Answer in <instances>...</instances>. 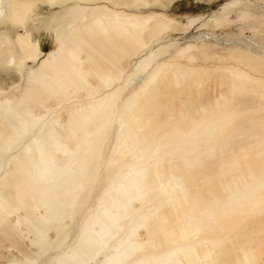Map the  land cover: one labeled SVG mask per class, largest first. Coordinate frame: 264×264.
Instances as JSON below:
<instances>
[{"label": "rangeland", "instance_id": "rangeland-1", "mask_svg": "<svg viewBox=\"0 0 264 264\" xmlns=\"http://www.w3.org/2000/svg\"><path fill=\"white\" fill-rule=\"evenodd\" d=\"M77 4L94 6L97 11L103 10L105 5L97 0L88 4L76 3L73 0L48 4L36 0L31 14L24 25L17 28L16 34L22 37L26 32L30 41L38 43L42 53L52 50L57 46L58 35L66 33L76 25L77 22L70 23L67 14L73 8H78L75 6ZM6 5L7 0H0V9L4 15ZM124 11L131 17L150 15L160 17L163 21L170 20L179 29L164 30L153 36L147 42L146 49L139 51L133 58L124 55L121 57L120 52V55L115 54L117 58L114 56V60H117V66L121 68V75L109 82L105 88H101L102 94L97 92V95L101 94L99 97L111 94L109 100L116 93V100L110 110L112 121L106 125L103 123L104 126L95 133L99 137L98 139L96 136L94 140L96 151H91L95 154L86 168V178L92 182L83 178L84 198L75 213L76 216L74 214L70 221L65 218L62 222L63 228L58 234L54 228L48 229L47 236L51 247L44 257H39L37 264H44L51 257L65 251L66 246L75 238L81 218L92 215L101 208L107 207L109 210L105 204L97 206L102 187H105L107 182L106 177L113 176L117 164L121 166V173H125V159L131 156V152L123 156L117 153V150L123 149L121 140L119 144L122 146L119 145L115 152L113 150L118 128L114 119L124 117L126 100L141 88L146 94L158 86L162 79L181 76L185 71L188 73L185 77L192 81L186 99L171 96V100L165 104L170 108L169 111L162 110L161 113L148 118L143 110L142 118L137 120L138 122L130 121V125L127 124L129 129L126 126L130 135L135 138L136 135L153 132L150 138L152 141L158 140L154 173L155 176L156 173L159 174V177L156 176L155 181L163 184L164 179L174 176L181 180L185 188V196L182 199L177 197L182 193L175 194L174 198H167L164 191H161V217L154 214L153 222L146 225L147 230L136 227L132 240L136 243L146 242L143 250L148 254H170L169 259H162V264H264V0H173L169 7L158 4L144 6L134 1ZM203 23H206V26H201ZM144 30L142 29L143 34L147 32ZM93 32L96 34L97 30L94 29ZM95 55L93 53L90 69L93 67L91 70L96 74L98 69L95 64L103 67L107 59L102 52ZM17 57L11 58L12 60L9 58L11 65L10 62L5 64L7 68H0V103L3 106V100L21 97L22 89L30 84L29 75L38 63V60L24 59L18 68ZM147 57L148 65L141 71V66H138L140 60L145 61ZM79 58L83 60L82 69L88 71L89 62L85 54L81 53ZM238 74L242 76L241 84ZM152 75L157 77L155 76L151 84L148 79ZM86 77L90 87L98 90L100 83L95 80L97 78L90 73ZM245 78H248V82ZM177 81L173 84L174 91L183 87L182 78L178 77ZM76 97L75 103H57L56 99L49 98L43 102L44 107L34 106L26 100L24 102L31 115H44L43 121L41 119L43 123L44 120L46 122L55 117L56 122L61 124L58 130L62 128L65 134L69 135L66 128L67 107L70 106V109L73 107L71 104H77L78 101L84 104L91 100L84 90L78 91ZM180 101L185 102L183 104ZM4 112L3 115L8 120L13 119ZM90 127L88 126V129ZM133 127L135 130L130 129ZM30 134L24 137L17 147L15 145L6 151H0V161L3 163L1 176H5L8 164L20 160L22 153L26 154L25 145L32 141L35 130ZM75 135L78 139L69 137L66 140H72V144L82 139L81 131H77ZM137 139L141 141V136ZM125 141L129 144L128 140ZM183 142H187L189 146L177 151L178 144ZM109 158H112V169L105 173L104 164ZM147 174L148 178H153L150 168ZM76 175L79 176V173ZM1 176L0 188L3 180ZM159 188L164 189L163 186ZM178 202L183 207L194 203L207 207L208 212L203 215V211L200 212L197 206L199 216L194 224L195 230L184 231L181 228L182 220L179 216L182 214L177 210L182 206L178 205L177 209L173 205ZM130 206L136 209L140 202L132 201ZM153 208L149 207V211ZM40 213L42 214V209L38 208L34 215H41ZM163 213L167 214L164 216L166 218ZM25 215L27 216L25 209L6 215V218L3 217L5 214H2L0 227L6 223L7 226L16 225L17 232H20L17 233L18 242H21L20 245L26 252L35 256L37 249L35 244L30 245L33 236L27 233ZM149 228L154 234H149ZM151 244L153 246H150ZM188 244L198 254L194 259L186 255L181 256L180 249L182 248V252L183 247ZM57 245L59 249L54 250ZM175 247L179 248V252ZM187 250L189 252V249ZM174 252L179 257H176ZM184 252L185 250L183 254ZM5 258L18 262L25 260L0 234V264H6Z\"/></svg>", "mask_w": 264, "mask_h": 264}, {"label": "bare ground", "instance_id": "bare-ground-1", "mask_svg": "<svg viewBox=\"0 0 264 264\" xmlns=\"http://www.w3.org/2000/svg\"><path fill=\"white\" fill-rule=\"evenodd\" d=\"M35 1L7 0L5 15L0 9V68L6 66L9 62V65H11V60L17 55L16 66L18 68L21 67L20 63L24 59L38 60L36 68L29 75L30 84L22 89L21 97L19 99L7 98L3 100L4 106L0 103V151H6L15 145L17 147V144L24 137L35 130L34 138L25 145L26 154L22 153L20 160H14L8 164V170L4 173L5 176L0 174L1 179H3L0 188V214H5L3 217L6 218V215L14 214L19 209H25L27 216L25 215L24 218H26L25 221L28 224L27 233H31L33 236L30 239V245H36L37 254L35 256L30 255L20 245L21 242L19 243L17 238V233L20 234V232H17L16 225L11 226L9 224L7 226V223L3 225V222H1V225H3L0 227L1 238L7 240L10 246L19 251L25 259L24 262H18L14 259L5 258L6 264H37L39 257H44L48 248L51 247L47 236L48 229L52 227L58 234L63 228V220L69 218L70 221V218L82 204L84 198L82 191L85 188L83 178H86L87 164L95 154V152L94 154L91 153L96 148L94 140H96L97 135L95 133L100 131L99 128L102 125L110 124L113 117L110 110L114 106L116 93H112L111 100H109L111 94L104 95V97L99 96L103 91L101 88L108 86L107 84L117 79L121 73V68L117 66V60H114L115 54L120 55L121 53V57L124 55L133 58L146 47L147 42L153 36L164 30L176 31V29H179L170 20L163 21L160 17H151L150 15L131 17L124 11L134 1H138L144 6L149 4L156 6L158 4L159 6L169 7L173 0H100L105 3L104 9L101 11L94 10L96 9L94 6L87 7L77 4L75 6L78 8H73L67 14L70 23L77 22L74 28L71 27L66 33L59 34L56 38L57 46L42 53L38 43L30 41L26 32L23 33L22 37L16 34L17 28L23 26L31 14ZM40 1L48 4L51 2L58 4L63 0ZM73 1L88 4L93 0ZM97 9L99 10V8ZM117 9L122 10L118 11ZM201 26H206V23L201 24ZM94 29L97 30L96 34L93 32ZM142 29L147 32L143 34ZM99 52L103 53L107 61L103 67L95 64L96 69H98L95 74V71L91 70L93 67L90 69L93 60L92 55L94 53V56H96L95 53ZM81 53L85 54L86 60L89 62L88 71L83 70L81 67L83 62L79 58ZM14 60L12 63H14ZM140 62L138 66H141L140 69L143 71L146 69L149 59L147 57L145 61L140 60ZM89 73L93 74L97 78L95 80L100 83L98 90H93L86 80ZM186 74L188 73L185 71V73L180 74L181 76L162 79L158 86L150 88L151 90L146 94L143 92L144 89L141 88L126 100L124 103L126 107L124 117L120 119L115 117L116 120L114 119V121H117L118 128L113 150L115 152L119 148L121 140L123 146H120L123 149L117 150V153L123 156L127 152H131V156L129 159H125V173H121V166L117 164L119 166L116 165L113 176L106 177L107 182L105 187H102L97 206L105 204L109 210L106 209L107 207L101 208L96 210L94 214L81 218L72 243L69 246L65 245L67 247L65 251L51 257L44 264H162V259L170 258V254L169 256L148 254L143 250V246L147 244L146 242L136 243L132 239L136 227L146 228L147 230L146 225L153 222L152 216L154 214L161 217L162 201L159 198L161 191H164L167 198H174L175 194L182 193L180 196L177 195L178 199H182L185 196V193H183L185 188L181 180L173 175V178L167 177L168 179H164L163 184L155 181L154 178L159 175L156 173L155 176L154 173L156 171L154 169L156 164L154 158L159 147L158 140L152 141L151 135L153 132H151L140 134V141L137 139L140 136L136 135L135 138L130 135L127 128L130 121L138 122L137 120L142 118L141 111L143 110H145L148 118L161 113L162 110L169 111L170 108H167L165 104L171 100V96L186 99L188 89L192 85V81L185 77ZM155 76L157 77V75ZM155 76L152 75L151 80L148 79V83L152 84ZM178 77L182 78L183 87L178 91H174L173 84L178 82ZM241 77L239 75L238 78L240 79H237L240 84L243 83ZM245 79L248 82V78ZM80 90H84L86 96L91 97V100H87L84 104L78 101L79 105H77L78 103L71 104L73 107L70 109V106L67 107L65 111L67 116L66 128L69 135H66L62 128L58 130L61 124L56 122L55 117L46 120V122L44 120L43 123L42 118L44 115L39 117L31 115L24 102L26 100L34 106H43L44 101L54 98L57 103H63V101L75 103L76 93ZM99 91L101 94L97 95ZM180 102L184 104L185 101ZM3 112L13 119L8 120ZM40 121L41 124H39ZM101 121L103 122L101 123ZM88 126L91 127L88 129ZM130 129L135 130L134 127ZM77 131L82 132V139L71 144L72 140L69 142L66 139L69 137L78 139L75 135ZM125 140H128L129 144ZM142 142L143 144H141ZM178 146L177 151L178 149L182 151L189 145L187 142H183L179 143ZM2 164L0 161V169ZM105 164V173H109L112 169V158H109ZM149 168L151 172L153 171V178L152 176L147 177ZM81 172L83 175H81ZM78 173L79 176L76 175ZM84 174L85 177H83ZM88 179L86 178V180ZM160 186H163L164 189L160 190ZM132 201H139L140 206L133 209L130 206ZM173 205L176 208L178 205L182 206L180 202ZM197 206L199 211L201 210L200 212L203 211V215L207 214V207L200 204L195 205L194 203L182 206L180 209L177 208V211L182 214L179 218L182 220L181 228L184 231H188V229L195 230L196 225L194 224L197 216H199ZM149 207L154 208L149 211ZM38 208L42 209V214L34 215ZM165 215L167 214L163 213V217ZM148 230L149 234H154L152 233L154 231L150 228ZM146 232L148 233V231ZM56 248H58V245L55 246L54 250ZM181 249V256L186 255L191 259L198 256L189 244L183 247L184 254ZM187 249H189V252ZM176 250L179 252V248H176Z\"/></svg>", "mask_w": 264, "mask_h": 264}, {"label": "trees", "instance_id": "trees-1", "mask_svg": "<svg viewBox=\"0 0 264 264\" xmlns=\"http://www.w3.org/2000/svg\"><path fill=\"white\" fill-rule=\"evenodd\" d=\"M43 51V50H42Z\"/></svg>", "mask_w": 264, "mask_h": 264}]
</instances>
